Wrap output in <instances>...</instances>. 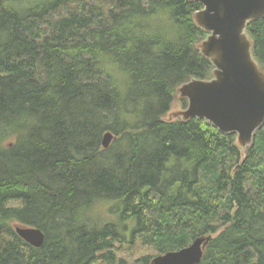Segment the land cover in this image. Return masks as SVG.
Here are the masks:
<instances>
[{
    "label": "trees",
    "instance_id": "obj_1",
    "mask_svg": "<svg viewBox=\"0 0 264 264\" xmlns=\"http://www.w3.org/2000/svg\"><path fill=\"white\" fill-rule=\"evenodd\" d=\"M201 8L0 0V264H130L122 246L207 235L198 264H264V122L242 149L204 118L166 119L177 87L212 77ZM245 32L264 71V17Z\"/></svg>",
    "mask_w": 264,
    "mask_h": 264
},
{
    "label": "water",
    "instance_id": "obj_2",
    "mask_svg": "<svg viewBox=\"0 0 264 264\" xmlns=\"http://www.w3.org/2000/svg\"><path fill=\"white\" fill-rule=\"evenodd\" d=\"M202 8L193 14L195 23L206 33L198 44L212 65L210 79H192L177 87L179 98L187 100L178 116L204 118L223 133H235L243 149L254 131L264 122V71L255 62L252 42L245 32L249 21L264 17V0H191ZM113 134L106 131L102 147ZM16 234L33 247H40L44 233L36 227L15 225ZM211 235L194 238L188 245L151 258L149 264H198Z\"/></svg>",
    "mask_w": 264,
    "mask_h": 264
},
{
    "label": "rangeland",
    "instance_id": "obj_3",
    "mask_svg": "<svg viewBox=\"0 0 264 264\" xmlns=\"http://www.w3.org/2000/svg\"><path fill=\"white\" fill-rule=\"evenodd\" d=\"M186 106H187V102H186ZM185 104L182 103V101H179L177 98L176 100L173 102L171 109L169 110V112L167 113V118L168 115H170V113L172 112H177V111H183L186 108ZM180 117V116H178ZM177 117V118H178ZM160 253H156L151 247L147 246V247H138L136 245L133 246H122L118 255L122 256V257H126L127 261L130 264H135V262L138 260V258H140L143 255H149L150 256V260L152 257L158 255ZM139 264V263H136Z\"/></svg>",
    "mask_w": 264,
    "mask_h": 264
}]
</instances>
